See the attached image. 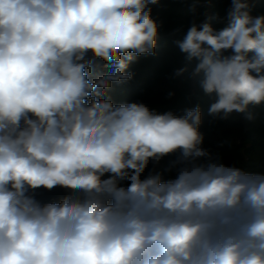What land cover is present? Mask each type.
Returning a JSON list of instances; mask_svg holds the SVG:
<instances>
[{
  "label": "clouds",
  "instance_id": "obj_1",
  "mask_svg": "<svg viewBox=\"0 0 264 264\" xmlns=\"http://www.w3.org/2000/svg\"><path fill=\"white\" fill-rule=\"evenodd\" d=\"M159 3L0 0V264H264V173L203 147L199 105L158 114L109 94L157 54ZM253 6L230 0L175 41L214 118L253 121L264 105ZM169 155L174 179L142 178ZM57 186L70 191L58 203L35 198Z\"/></svg>",
  "mask_w": 264,
  "mask_h": 264
},
{
  "label": "trees",
  "instance_id": "obj_2",
  "mask_svg": "<svg viewBox=\"0 0 264 264\" xmlns=\"http://www.w3.org/2000/svg\"><path fill=\"white\" fill-rule=\"evenodd\" d=\"M252 3L253 16L264 14V0ZM229 7L230 0L202 2L195 9L190 2L184 0H160L159 5L153 6L152 13L161 24L157 37V54L139 56L127 69L134 74L133 78L113 84L109 94L114 103L142 102L158 114L172 112L181 116L185 110L199 105L203 114L199 128L204 135L203 147L213 157L219 156L226 165H236L250 173H264V105L253 109V121H248L244 114L235 112L223 120L209 115L208 109L214 97L206 95L197 80L190 76L195 61L188 64L185 54L175 43L184 37L193 22L201 24L215 16L224 18ZM211 23L216 30L226 26V23H218L215 19ZM186 65L189 72L175 76V72ZM174 159L175 155H169L158 165L150 163L142 178L155 170L163 174L164 180L174 179L175 168L168 171ZM64 197L53 202L58 203Z\"/></svg>",
  "mask_w": 264,
  "mask_h": 264
},
{
  "label": "water",
  "instance_id": "obj_3",
  "mask_svg": "<svg viewBox=\"0 0 264 264\" xmlns=\"http://www.w3.org/2000/svg\"><path fill=\"white\" fill-rule=\"evenodd\" d=\"M69 194H70V191L68 189L61 188L59 186L51 190L40 188V189L35 190L34 192L35 198L40 200L42 203H49L50 201H54L60 197H63Z\"/></svg>",
  "mask_w": 264,
  "mask_h": 264
},
{
  "label": "built area",
  "instance_id": "obj_4",
  "mask_svg": "<svg viewBox=\"0 0 264 264\" xmlns=\"http://www.w3.org/2000/svg\"><path fill=\"white\" fill-rule=\"evenodd\" d=\"M255 0H252V2H254ZM50 202H53V201H50Z\"/></svg>",
  "mask_w": 264,
  "mask_h": 264
}]
</instances>
